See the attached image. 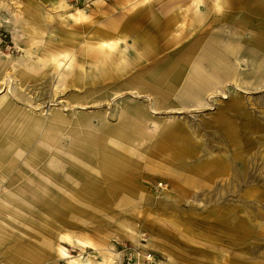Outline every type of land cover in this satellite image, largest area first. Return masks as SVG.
Returning <instances> with one entry per match:
<instances>
[{
    "label": "bare ground",
    "instance_id": "bare-ground-1",
    "mask_svg": "<svg viewBox=\"0 0 264 264\" xmlns=\"http://www.w3.org/2000/svg\"><path fill=\"white\" fill-rule=\"evenodd\" d=\"M53 4L71 6L68 0ZM117 6L110 9L129 7ZM148 6L130 18L136 24L130 42L121 32L113 38L127 23L109 18L79 43L62 38L58 46L42 44L27 31L15 46L23 55H0V90L7 88L0 95V264H34L46 250L41 239L85 212L63 188L77 196L95 192L97 202L109 203V193L134 183L131 176L140 168L164 178L172 190L203 191L204 201L224 191L234 197L243 185L244 197L264 199V104L259 115L239 98L200 119L154 114L205 111L228 83L264 88V0H160L159 11ZM219 11L247 13L251 24L227 28L207 19ZM38 81L43 84L35 92ZM103 101L105 107H98ZM44 102L61 107L44 112ZM164 197L170 203L195 201ZM228 202L236 207L223 211L225 219L242 218L244 227L258 229L264 239V221L248 225L239 202ZM54 205L55 213L45 210ZM37 212L44 236L31 230L26 242H18L12 236L18 221L9 215L34 220ZM248 217L256 219L258 212ZM123 230L138 245L137 235ZM106 258L102 253L93 264H106ZM158 264L173 263L167 258Z\"/></svg>",
    "mask_w": 264,
    "mask_h": 264
},
{
    "label": "rangeland",
    "instance_id": "rangeland-1",
    "mask_svg": "<svg viewBox=\"0 0 264 264\" xmlns=\"http://www.w3.org/2000/svg\"><path fill=\"white\" fill-rule=\"evenodd\" d=\"M159 1L68 0L70 7H60L54 5L53 0H0V55L3 58L23 55L15 46L16 43H23L27 31H34L36 38L33 40H38L39 43L42 40V44L58 46L62 38L79 43L92 35V26L105 24L109 18L127 23L122 31L114 34L113 38L121 32L126 41L130 42L133 38L131 32L134 25L136 26L134 20L130 22V18L137 12L149 8L150 3L154 10L159 11ZM133 2L135 6L131 7L129 4ZM112 4H117V7L128 4L129 7L112 11L110 9ZM73 8L83 10L86 14L80 16ZM212 11L215 10L210 12ZM207 19L227 28L251 24L248 21L251 19L250 16L241 11L229 15L228 11L227 14L222 11L210 13ZM259 24H262L261 21ZM42 84L43 82L38 81L33 90L40 91ZM231 84L233 83H228L218 97L210 99V105L207 106L209 109L205 111L188 114L183 111L169 112L162 109L154 114L158 118L170 116L181 118L188 115L190 118L200 119L201 114L209 115L215 111V107H222L233 98H239L248 110L252 109L253 113L259 115L258 105L264 104V88L237 89ZM6 90L7 88L4 90L3 87L0 95ZM67 91L68 89L63 97L69 93ZM115 103L117 104L118 100ZM105 105L106 102L103 101L98 107ZM39 107H43L45 112L61 105L44 102ZM87 107L95 106L87 104ZM131 177L134 183L109 193V203L97 202L98 194L95 192H82L77 196L75 192L63 188L64 194L80 201L85 212L76 219H70V223L67 222L66 227L57 233L41 239L40 244L46 250L36 254L34 264H73L72 260H78L77 264H88V261L93 264L101 260L102 253L107 256L106 264H155V262L158 264L167 258L173 264H264V239L259 238V230L244 227L242 218H237L236 222L230 217L226 220L223 214L231 205L228 201H238L248 225L249 222L260 225L264 221L262 216L264 199L261 198L259 202L255 196L244 197V185L237 189L234 197L229 191H224L223 197L210 202L202 199L204 192L198 189L172 190L164 178L153 175L148 169L140 168V172ZM259 190L263 191L264 187H260ZM25 193L29 196L28 192ZM170 195L194 196L195 201L170 203L163 200L164 196ZM121 196L130 197L131 200L125 201ZM37 201L39 202L38 199ZM46 207V211L56 212L55 205ZM254 212H258L256 219L247 218L249 213ZM228 213L230 214L229 210ZM40 215L41 213H34V220H22L9 215L18 221L12 236L17 237L18 242L21 239L26 242L31 230L44 236ZM128 223L133 224L135 228L128 229L130 227ZM123 228L137 235L138 245L123 233ZM148 256H151V259ZM12 264L23 262L18 260Z\"/></svg>",
    "mask_w": 264,
    "mask_h": 264
}]
</instances>
